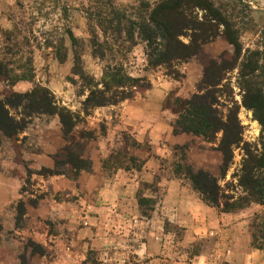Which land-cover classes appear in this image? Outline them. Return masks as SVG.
Masks as SVG:
<instances>
[{
  "label": "rangeland",
  "instance_id": "374dc122",
  "mask_svg": "<svg viewBox=\"0 0 264 264\" xmlns=\"http://www.w3.org/2000/svg\"><path fill=\"white\" fill-rule=\"evenodd\" d=\"M140 1L0 0V63L8 73L7 78L0 79V101L13 92L48 90L54 105L73 115L75 128L70 138L76 143L74 150L82 154L90 167L74 173L68 167L55 166V155L67 144L57 116L26 117V128L18 137L1 138L0 264H58L60 255L71 261L66 264H146L147 260H138L134 253L140 242L135 235L147 229L146 222L150 219L160 224L158 242L165 251L161 257L168 254L178 263L191 264L195 255L214 249L215 235L190 242L183 228L166 221L159 208L164 188L159 183L176 179L192 190L184 171L176 175L178 165L204 169L219 177L220 155L212 145L200 137L173 135L172 123L179 110L176 100L184 101L197 92L202 62L206 58H228L233 49L218 37L204 46L199 57L173 65L175 76L163 67L149 68L144 43L137 40L132 47L113 38L109 35L110 24L105 22L111 10L134 13L129 8L137 7ZM216 3L234 23L242 55L246 50L258 52L256 57L262 68L256 73L257 82L264 88V0ZM70 35L76 42L71 41ZM92 40L110 49L104 59L92 55ZM76 52L84 74L94 82H99L105 67L111 65L122 67L129 76L145 79L150 87L136 89L131 99L115 106L85 111L83 102L89 86L72 73ZM238 71L235 68L225 75V87L218 94L219 109L226 115L238 107L244 142L258 145L261 128L252 111L241 104L243 91ZM134 100H138L136 107L142 111L133 109L131 114L136 112L138 116L127 113L128 102ZM10 113L18 120L22 118L21 108H10ZM242 155V150L234 151L221 186L232 181L231 175L239 168ZM148 160H151L149 168L154 162L158 172L148 179L150 182L140 181L134 219L131 213L127 219L121 218L122 208L117 206L113 212L106 206L101 211L94 210L98 194L108 184L114 180L132 184L130 181L136 179ZM42 169L62 174L44 175ZM125 176L130 181H125ZM226 190L238 192L231 187ZM248 209L242 218L248 221L250 246L256 249L252 246V225L256 223L255 214L262 208L251 205ZM96 220L99 227L94 225ZM137 220L145 223H136ZM95 227L100 228L98 232L102 235L112 233V243L97 249L90 247L88 236L91 237ZM82 235L86 239H77ZM36 246L42 247L44 255L37 253ZM123 253L127 257H121Z\"/></svg>",
  "mask_w": 264,
  "mask_h": 264
},
{
  "label": "trees",
  "instance_id": "16d2710c",
  "mask_svg": "<svg viewBox=\"0 0 264 264\" xmlns=\"http://www.w3.org/2000/svg\"><path fill=\"white\" fill-rule=\"evenodd\" d=\"M216 1L155 0V3L150 4L142 0L137 7L130 6L129 9L134 11L131 14L111 10L110 18L105 22L110 24L108 29H111L112 34L109 35L113 38L123 40L132 47L137 40L144 43L149 68L163 67L174 76L171 70L173 65L199 57L204 46L218 37L232 47L230 57L221 56L215 60L206 58L202 62V78L197 85V92L184 101L176 100L179 110L172 123L173 135L200 137L212 145V149L220 155L219 177L204 169L194 170L191 166L178 165L175 171L177 176L184 171L183 176L202 202L221 213H240L251 205L260 206L262 210L255 214L256 223L252 225V246L261 250L264 249V88L258 84L256 73L262 65L256 57L258 52L246 50L242 55L238 31L226 10ZM237 1L240 3V0ZM70 38L76 42L72 35ZM92 42V55L104 59L110 49L100 47L95 40ZM74 60L76 65L72 70L73 75L86 81L89 86V93L83 102L85 111L115 106L131 99L136 89L148 90L150 87L145 79L129 76L122 67L111 65L105 67L100 81L94 82L80 67V55L77 52L74 53ZM235 68L239 69L242 80L241 104L252 111L261 128L258 145L244 142L243 127L237 115L238 107L229 110L226 115L219 109L218 94L225 87V75ZM7 75V68L0 63V79L7 78ZM10 108H21L22 118L18 120L13 116ZM35 114L59 118L67 144L55 155V166L68 167L74 173L88 170L89 163L74 150L76 143L70 138L75 128L73 115L64 108L56 107L52 95L46 89L13 92L8 99L0 101V141L2 137L10 140L18 137L26 128L24 119ZM236 149L243 151L239 168L231 175L232 181L221 186L220 182L226 178ZM42 171L44 175L62 174L58 170ZM230 187L238 192L226 190ZM36 251L44 255L42 247L36 246Z\"/></svg>",
  "mask_w": 264,
  "mask_h": 264
},
{
  "label": "crops",
  "instance_id": "0c3cea01",
  "mask_svg": "<svg viewBox=\"0 0 264 264\" xmlns=\"http://www.w3.org/2000/svg\"><path fill=\"white\" fill-rule=\"evenodd\" d=\"M137 103L138 100L128 102L126 106L128 114L138 116L136 112L131 114L133 109L141 110V108L136 107ZM131 118L134 117L131 116ZM150 164L151 160H148L142 170L137 173L134 181H130L125 176V181L128 180L132 184L122 182V180H114V182L108 184L98 194V202L93 207L94 210L101 211L102 207L106 206V209L113 212V209L117 206L122 208L121 218L127 219L128 213H131L134 219L135 212H138V204L135 198L140 181L150 182L148 179L153 178L158 172L155 163L153 162L152 169L149 168ZM139 177L140 179L137 180ZM159 185L164 186L159 203L161 213L170 224L183 228L188 241L192 242L193 240L216 236L214 249L195 255L191 260V264H264V251L253 249L250 246V238L246 231L248 221L242 218L245 217L247 209L237 214L221 213L215 208L204 204L197 193L181 186L176 179L160 182ZM111 218L112 215L110 220ZM139 222L141 221H136V223ZM94 225L99 227L97 220ZM146 226L147 229L139 235H135L136 239H140L139 245L134 251L138 260H147L146 264H182L173 260L168 254L161 257L165 254V251L164 246L158 242L160 224L154 219H150L147 220ZM96 227L93 229L91 237L88 236L90 247L97 249L100 245L106 246V244L112 243V233L102 235L98 232L100 228ZM77 239L83 241L82 239L86 238L82 235ZM123 254L121 257H127V253ZM66 261L70 260H66L65 255L59 256L58 264H66Z\"/></svg>",
  "mask_w": 264,
  "mask_h": 264
}]
</instances>
